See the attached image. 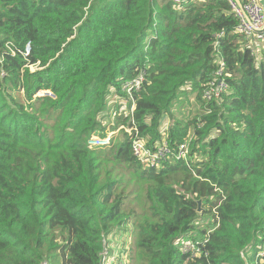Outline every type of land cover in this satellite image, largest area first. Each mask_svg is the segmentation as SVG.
Returning a JSON list of instances; mask_svg holds the SVG:
<instances>
[{"label":"trees","instance_id":"trees-1","mask_svg":"<svg viewBox=\"0 0 264 264\" xmlns=\"http://www.w3.org/2000/svg\"><path fill=\"white\" fill-rule=\"evenodd\" d=\"M237 25L226 0H0V264H100L116 241L114 264L264 261V59ZM217 59L228 89L206 101ZM186 86L191 118L172 112ZM119 126L191 137L188 159L146 168L124 130L88 146Z\"/></svg>","mask_w":264,"mask_h":264},{"label":"built area","instance_id":"built-area-1","mask_svg":"<svg viewBox=\"0 0 264 264\" xmlns=\"http://www.w3.org/2000/svg\"><path fill=\"white\" fill-rule=\"evenodd\" d=\"M226 1L229 3L231 11L238 21L237 31L242 34L250 44H252L253 41L261 43L264 39V3H262L261 0H246L243 4L237 2L236 0ZM252 47L254 48V46ZM217 65L218 69L214 72L213 79L207 83L206 88L202 93V97L206 101L219 98L222 93L226 92L228 89V84L224 74V64L220 59H217ZM141 81L142 77L141 74H139L124 87V91L130 93L132 89L138 88ZM120 130H124L130 136L132 153L137 161L146 168L158 169L166 161H187L188 159L191 137L179 143L174 152L169 148L166 133L162 132L161 139L158 140L154 146L149 147L145 139L138 137L136 130L126 126H119L115 132L107 133L106 136L90 137L88 140V146L95 149H106L111 143V136L114 133H118ZM132 131L134 132L132 133ZM214 213L216 214L215 209ZM203 224H207L211 227L210 230L205 229L206 234L203 235L202 238L194 241L187 240L182 246L184 253L198 256L200 254L199 245L205 244L208 240L210 232L217 227V223L214 224L213 220L210 221L207 218H204L200 222L201 226H203ZM195 225H199V222H195ZM113 256L114 252L112 256H109V250L105 245V250L100 264H103L104 261H108L109 264H112L110 263V260L113 259ZM258 257H264V249L258 253ZM42 264L47 263L44 262Z\"/></svg>","mask_w":264,"mask_h":264},{"label":"rangeland","instance_id":"rangeland-1","mask_svg":"<svg viewBox=\"0 0 264 264\" xmlns=\"http://www.w3.org/2000/svg\"><path fill=\"white\" fill-rule=\"evenodd\" d=\"M254 56L256 58V62L259 63L264 59V39L261 43L258 42H254ZM33 69V68H32ZM31 69V70H32ZM190 91V87L186 86L183 88V90H181V95L178 96V105H175V103L173 104V110L172 112L175 113L177 110L181 111L186 117H193L195 116L197 109H199L198 105L195 102V96L191 95L189 93ZM40 94V93H39ZM46 94V93H43ZM48 95H51V93H48ZM123 103V102H121ZM127 110V109H126ZM117 111V109H110L108 111V115L113 117V114ZM169 122H170V117H165L162 121V127H161V131H166L167 127L169 126ZM107 122H105L106 124ZM119 134V133H118ZM116 133V136L118 135ZM131 204L134 205V209L138 212L141 213L143 208H142V203H141V199L140 200H136V201H132ZM207 219H209L207 217ZM201 229H208L210 230L211 227H209L207 224H203V226H200ZM122 239H125V250H127L129 248V246L131 245V242L133 241V237L131 235H117V234H112L109 237H107V242L111 243V241L114 240H118L121 241ZM116 245H117V241L113 242V247L111 246V244L107 245V249L109 250V256L114 255L117 253V251L119 250V248L116 249ZM110 263H114L113 259L110 260ZM122 264H124V261L121 262ZM103 264H109L108 261H104ZM262 264H264V261L262 262Z\"/></svg>","mask_w":264,"mask_h":264},{"label":"water","instance_id":"water-1","mask_svg":"<svg viewBox=\"0 0 264 264\" xmlns=\"http://www.w3.org/2000/svg\"><path fill=\"white\" fill-rule=\"evenodd\" d=\"M202 203H203L202 199L197 201V213L198 214L202 212V207H201Z\"/></svg>","mask_w":264,"mask_h":264},{"label":"crops","instance_id":"crops-1","mask_svg":"<svg viewBox=\"0 0 264 264\" xmlns=\"http://www.w3.org/2000/svg\"><path fill=\"white\" fill-rule=\"evenodd\" d=\"M262 3H264V0H261Z\"/></svg>","mask_w":264,"mask_h":264}]
</instances>
